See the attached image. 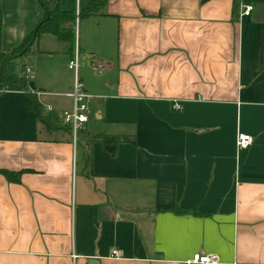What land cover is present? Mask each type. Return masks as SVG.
Listing matches in <instances>:
<instances>
[{"label":"crops","instance_id":"0c3cea01","mask_svg":"<svg viewBox=\"0 0 264 264\" xmlns=\"http://www.w3.org/2000/svg\"><path fill=\"white\" fill-rule=\"evenodd\" d=\"M91 2L47 5L76 14ZM251 5L240 16L234 0H108L104 15L79 19L92 95L80 147L38 121L20 86L0 85V168L29 171L21 183L0 174V264H181L197 253L264 264V4ZM0 7L5 49L44 16L37 0ZM101 57L104 72H88ZM71 59L45 34L21 62L46 119L73 109ZM238 132L253 137L248 148ZM98 133L136 142L90 149Z\"/></svg>","mask_w":264,"mask_h":264},{"label":"trees","instance_id":"16d2710c","mask_svg":"<svg viewBox=\"0 0 264 264\" xmlns=\"http://www.w3.org/2000/svg\"><path fill=\"white\" fill-rule=\"evenodd\" d=\"M44 10V16L37 24L35 29L29 33L23 41L14 48L5 49L2 46V32H3V12L0 7V85H17L26 91L31 99L28 105L29 111L35 113L38 121L42 122L48 131H71L68 125L55 121L52 118L46 119L44 116V108L37 96L29 92L30 80L26 75V69L22 67L21 73L14 71V66L22 62L24 58L31 52L33 47L38 44L40 38L45 34L53 35L58 41L67 43L69 45V53L72 57L75 55L76 48V14L72 11L62 9L58 3L55 8L50 9L47 5L48 0H37ZM240 0H234V13L240 7ZM251 4H264V0H249ZM108 0H92L91 4L82 9L79 19L91 16L104 15V8ZM82 131L80 132V134ZM79 134V137H80ZM78 137V138H79ZM96 141L102 142L105 146L112 147L113 151L122 142H136L134 137L130 136H115L98 133L91 139L86 141V144L92 147ZM80 142L77 141L76 146L80 147ZM27 170L13 171L0 168V174L3 175L7 181L12 183H21L24 173Z\"/></svg>","mask_w":264,"mask_h":264},{"label":"built area","instance_id":"2783aa9c","mask_svg":"<svg viewBox=\"0 0 264 264\" xmlns=\"http://www.w3.org/2000/svg\"><path fill=\"white\" fill-rule=\"evenodd\" d=\"M242 15H250L253 10V5L251 4H241L240 5ZM80 10L76 12V28L79 23ZM91 65L98 71H102L104 66L101 63L92 61ZM69 68L75 72V81L73 91L70 93V96L73 98V109L71 111L63 112L59 120L62 124L68 125L71 129L72 137L74 142H77L79 134L84 130L87 122L89 121L90 115V106L89 99L92 95L88 93L85 89L84 83L79 77V68H80V57L78 49L75 52V55L69 62ZM31 68H27L26 72H30ZM174 108L176 110H181L183 108L182 103L175 101ZM51 110V107L48 108ZM253 137L244 132H238L237 134V147L239 149H246L253 143ZM115 257L118 256L117 251H113ZM221 261L218 254H201L197 253L193 258L188 259L181 264H219Z\"/></svg>","mask_w":264,"mask_h":264},{"label":"rangeland","instance_id":"374dc122","mask_svg":"<svg viewBox=\"0 0 264 264\" xmlns=\"http://www.w3.org/2000/svg\"><path fill=\"white\" fill-rule=\"evenodd\" d=\"M78 32H79V30H78ZM83 59H84V56L82 57ZM82 59V60H83ZM97 63H101V64H103V66H105V63H104V61H103V58L101 57L100 59L99 58H97ZM101 61V62H100ZM102 61H103V63H102ZM90 62V61H89ZM89 62H86L85 61V65H87L86 67H87V71L88 72H90L91 74H95V75H99L100 73L98 72V71H96L94 68H93V66L91 65V62L89 63ZM22 67H23V65H22V63L20 62V63H18L17 65H15L14 66V71L15 72H17V73H21V71H22ZM103 71H102V73L104 72V69H102ZM5 86H7V85H5ZM71 111V110H70ZM91 121H93V117L91 116ZM60 122V121H59ZM92 123V122H91ZM42 128V127H41ZM43 128H44V126H43ZM89 128H90V130L91 131H93V132H95V129L93 128V127H91V125H89ZM43 135H44V133H43ZM93 137V136H92ZM91 137V138H92ZM91 138H89V139H91ZM78 141V140H77Z\"/></svg>","mask_w":264,"mask_h":264},{"label":"water","instance_id":"95a60500","mask_svg":"<svg viewBox=\"0 0 264 264\" xmlns=\"http://www.w3.org/2000/svg\"><path fill=\"white\" fill-rule=\"evenodd\" d=\"M30 86L34 89V84L30 81ZM108 149H112V147H108ZM89 264H100L97 259H90Z\"/></svg>","mask_w":264,"mask_h":264}]
</instances>
